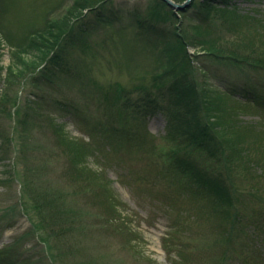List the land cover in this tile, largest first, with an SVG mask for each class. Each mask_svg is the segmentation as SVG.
Instances as JSON below:
<instances>
[{
	"label": "rangeland",
	"instance_id": "obj_1",
	"mask_svg": "<svg viewBox=\"0 0 264 264\" xmlns=\"http://www.w3.org/2000/svg\"><path fill=\"white\" fill-rule=\"evenodd\" d=\"M84 1L0 0V264H264V69L185 46L258 48L264 0Z\"/></svg>",
	"mask_w": 264,
	"mask_h": 264
},
{
	"label": "trees",
	"instance_id": "obj_2",
	"mask_svg": "<svg viewBox=\"0 0 264 264\" xmlns=\"http://www.w3.org/2000/svg\"><path fill=\"white\" fill-rule=\"evenodd\" d=\"M175 2H178V3H183L184 1L186 0H174ZM207 3H213V1L215 0H206ZM85 4L88 2L87 0L84 1ZM205 2V0H204ZM216 2H218L219 5H223V6H227L229 4V0H216ZM205 4V3H204ZM227 4V5H226ZM90 5V4H88ZM206 5V4H205ZM87 6V5H86ZM95 7V5L93 4L92 6H88V7H84V6H81V5H77L75 6V9L77 11H79L80 9H84V10H91ZM189 9V8H188ZM186 12H187V9L185 11H181L177 14H175L177 17L180 16V17H186ZM203 23H199L200 25L196 26L194 28V31L196 33H200V31L203 29H205V31H208L209 32V29H208V26L211 27L207 22H209V17H204L203 19ZM208 25V26H207ZM57 27V26H55ZM54 27V28H55ZM58 28V27H57ZM202 30V31H203ZM47 36L48 35H51L52 34V30H48L46 32ZM237 35L240 36V41L236 42L237 43V47L236 49H231L229 51H223L221 49H217L216 47L212 46L210 44H206V43H201L199 41H195V38H191V37H186V40H185V46L191 48V49H196L200 52H207V53H215L216 51L218 52L217 54L218 55H224V57H228V58H232V59H235V60H238V61H241V62H248L250 63L251 65H254L256 67H259L261 69H264V42L260 43L258 48L256 47V44L254 41V43H251L250 44V41H248V38L244 37L245 33H236ZM243 38H245V40H243ZM263 40V39H262ZM2 46H3V40H2V32L0 30V90L3 89V86L7 85V84H10V82L12 83V80L14 79V77L12 75H21L23 71H25V65L26 63H18L17 65H12L11 67H9L7 70L2 67L1 65V59H2ZM219 50V51H218ZM247 50H250L253 52V55H251L249 52H246ZM256 54V55H254ZM16 56V55H15ZM262 56V57H260ZM16 58V57H15ZM25 61V60H24ZM23 61V62H24ZM17 71V72H16ZM19 71H21L20 73H18ZM4 72H5V76H4ZM3 76H4V79H3ZM2 94L0 93V98L3 99V102L6 100V93H4V90H2ZM224 136V135H223ZM223 141H225V145L227 146L228 149L232 150L234 152V147H232V145H229V144H233L232 140L227 137H222ZM244 155H246V151L244 149V152H243V155H242V160L243 158L245 157ZM237 163L241 164L242 161H237ZM263 164V167L264 168V156H260L259 157V160L257 162V166L258 168H260ZM244 166V165H243ZM212 190V189H211ZM209 193L206 191L205 193H203L204 196H207ZM193 195V194H192ZM202 195V197H203ZM54 212H58V214H54L55 215V218H56V221L57 223L59 222V220L61 222H63L65 220V217H62V214L61 212L58 210V209H55ZM238 220L240 219L239 217L237 218ZM118 221L121 225L123 226H127V224L125 223V220L124 218L121 217V215L118 216ZM72 224L69 223V227L71 226ZM51 227L53 228V230L56 229V225H51ZM65 229L63 227H60V226H57V231L60 233L62 231H64Z\"/></svg>",
	"mask_w": 264,
	"mask_h": 264
},
{
	"label": "water",
	"instance_id": "obj_3",
	"mask_svg": "<svg viewBox=\"0 0 264 264\" xmlns=\"http://www.w3.org/2000/svg\"><path fill=\"white\" fill-rule=\"evenodd\" d=\"M160 1L166 3L175 12H179V11H185L186 9L191 7V4L195 0H186L184 3H177L174 0H160Z\"/></svg>",
	"mask_w": 264,
	"mask_h": 264
}]
</instances>
